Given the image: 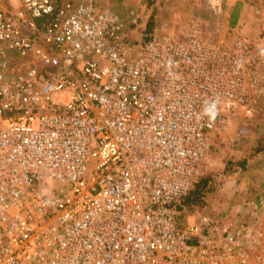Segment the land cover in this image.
Returning <instances> with one entry per match:
<instances>
[{"label": "built area", "instance_id": "2783aa9c", "mask_svg": "<svg viewBox=\"0 0 264 264\" xmlns=\"http://www.w3.org/2000/svg\"><path fill=\"white\" fill-rule=\"evenodd\" d=\"M122 9L0 0V264H264V220L175 208L264 106L263 38Z\"/></svg>", "mask_w": 264, "mask_h": 264}, {"label": "rangeland", "instance_id": "374dc122", "mask_svg": "<svg viewBox=\"0 0 264 264\" xmlns=\"http://www.w3.org/2000/svg\"><path fill=\"white\" fill-rule=\"evenodd\" d=\"M144 1H152L151 5L156 10L154 22L160 24L167 21L172 30H174L177 23L183 24L191 18H197L200 23L206 22V29L213 31V35L217 38L228 39L231 36H238L237 34L243 33L239 26L235 24L234 27L239 30L232 33L229 29L233 26L230 25V21H227V17L223 15L226 13L225 11L230 12L235 0H142L141 2ZM243 1L247 3V6L238 10L245 12V18L247 19L250 18L251 9L249 10L248 7L251 4L257 5L264 11V0H242L241 2ZM96 3L98 5L97 0ZM128 5L134 7L136 2ZM98 6L100 8L107 7L103 4ZM236 6L237 4L233 7L232 15L235 14ZM254 9L252 8V15ZM119 10L124 13L123 9L119 8ZM261 13L259 14L261 15ZM255 25L257 27L256 32L247 34L254 39L263 38L264 41V20L255 22ZM238 110L239 108L229 109L221 118L220 124L214 130L213 138L202 163V175L215 176V190L207 194L202 204L184 207L182 214L187 215L199 211L218 214L221 215L219 217L223 218L227 213L233 221L251 222L246 216L242 215L244 214L243 209L240 211V208L236 209L237 205L241 204L243 200L237 185L238 181L240 182V177L232 176L233 174L225 169L228 160L233 162L236 158H244L250 155L253 149L264 140V106H257L251 114H245L242 110ZM240 176H243V174ZM237 194L239 195L236 200L238 198L239 202H234V196ZM232 205L235 210L234 208L231 209ZM248 213L250 211L246 212V214Z\"/></svg>", "mask_w": 264, "mask_h": 264}, {"label": "crops", "instance_id": "0c3cea01", "mask_svg": "<svg viewBox=\"0 0 264 264\" xmlns=\"http://www.w3.org/2000/svg\"><path fill=\"white\" fill-rule=\"evenodd\" d=\"M98 5L103 4V6H108L113 9H116L118 11L119 8L122 10L123 6L129 7L128 4H133L136 2V5H138L142 0H97ZM242 0H235L234 6L236 4H239V10L242 7H246L247 3ZM233 6V7H234ZM256 6V7H254ZM132 7V6H131ZM233 7L230 9V12L223 14L227 17V21H231L234 19V24L239 26L241 32L244 33H252L256 32L257 27L255 25V22H260L264 20V11L257 7V5H250L248 8L251 9L249 15L250 18H245V12L239 11L238 13L232 15ZM252 8H258L260 10L261 15L258 18L253 17L252 15ZM124 10V9H123ZM263 14V16H262ZM221 17V16H220ZM232 31V33L235 30H239L237 27H232L229 29ZM235 161V159L233 160ZM232 176L240 177V182L238 181V190H240L239 194H242L240 196L243 197V200L241 204L237 205V208H240V210L243 209L244 214L243 216H246L251 222V224H260L264 220V150L262 152H258L255 155H252L250 158H248L245 167L243 170H234L230 171ZM243 174V176H240ZM242 192V193H241ZM237 194L234 196V202H239L238 198L236 200V197L239 195ZM234 205V204H233ZM232 205L231 209L234 208ZM235 210V208H234ZM247 211H250V213L246 214ZM254 214V215H253ZM249 264H260L255 261L249 262Z\"/></svg>", "mask_w": 264, "mask_h": 264}, {"label": "trees", "instance_id": "16d2710c", "mask_svg": "<svg viewBox=\"0 0 264 264\" xmlns=\"http://www.w3.org/2000/svg\"><path fill=\"white\" fill-rule=\"evenodd\" d=\"M149 4L152 1L148 2ZM239 9V4H237L234 13ZM156 12L155 8L152 10V14L150 19L147 22V28L149 29L152 24L154 23V13ZM230 25L234 27V19L230 21ZM264 150V140L253 149V152L250 155L245 156L244 158H236L235 161L230 162L228 160L226 165V171H234V170H243L245 164L252 155L257 154L258 152H262ZM215 176L212 175H200L193 179L192 186L189 192L184 195L180 200L176 203L175 208L177 211L178 216H182V212L184 207H188L189 205L198 206L204 202L206 199L207 194L211 193L215 190L216 184L214 182ZM212 216L219 217L221 215L218 214H211ZM228 216V217H227ZM229 215L226 213L223 219H228Z\"/></svg>", "mask_w": 264, "mask_h": 264}]
</instances>
